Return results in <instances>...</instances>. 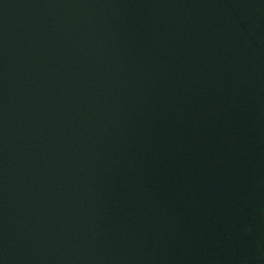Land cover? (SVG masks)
<instances>
[{
    "label": "water",
    "instance_id": "water-1",
    "mask_svg": "<svg viewBox=\"0 0 264 264\" xmlns=\"http://www.w3.org/2000/svg\"><path fill=\"white\" fill-rule=\"evenodd\" d=\"M0 264H264V0H0Z\"/></svg>",
    "mask_w": 264,
    "mask_h": 264
}]
</instances>
